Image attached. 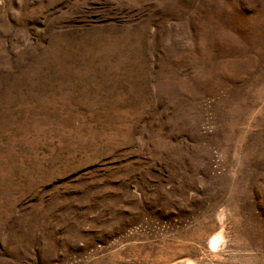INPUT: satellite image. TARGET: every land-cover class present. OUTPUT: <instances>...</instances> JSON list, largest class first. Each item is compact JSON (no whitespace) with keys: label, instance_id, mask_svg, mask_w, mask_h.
<instances>
[{"label":"rangeland","instance_id":"obj_1","mask_svg":"<svg viewBox=\"0 0 264 264\" xmlns=\"http://www.w3.org/2000/svg\"><path fill=\"white\" fill-rule=\"evenodd\" d=\"M184 260L264 264V0H0V264Z\"/></svg>","mask_w":264,"mask_h":264},{"label":"bare ground","instance_id":"obj_2","mask_svg":"<svg viewBox=\"0 0 264 264\" xmlns=\"http://www.w3.org/2000/svg\"><path fill=\"white\" fill-rule=\"evenodd\" d=\"M216 237V240L218 241V240H221L222 239V235L221 234H219V235H216L215 236ZM214 242V241H213ZM220 242V241H219ZM217 243V242H216ZM173 264H192L191 262H189V261H182V262H180V261H178V262H176V263H173Z\"/></svg>","mask_w":264,"mask_h":264},{"label":"water","instance_id":"obj_3","mask_svg":"<svg viewBox=\"0 0 264 264\" xmlns=\"http://www.w3.org/2000/svg\"><path fill=\"white\" fill-rule=\"evenodd\" d=\"M216 241L212 242V248H216Z\"/></svg>","mask_w":264,"mask_h":264},{"label":"built area","instance_id":"obj_4","mask_svg":"<svg viewBox=\"0 0 264 264\" xmlns=\"http://www.w3.org/2000/svg\"><path fill=\"white\" fill-rule=\"evenodd\" d=\"M214 249H216V248H214Z\"/></svg>","mask_w":264,"mask_h":264}]
</instances>
